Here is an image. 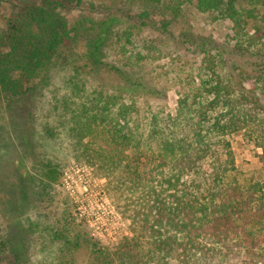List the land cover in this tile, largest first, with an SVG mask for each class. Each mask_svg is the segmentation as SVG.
<instances>
[{"label": "trees", "instance_id": "16d2710c", "mask_svg": "<svg viewBox=\"0 0 264 264\" xmlns=\"http://www.w3.org/2000/svg\"><path fill=\"white\" fill-rule=\"evenodd\" d=\"M171 1L173 19L184 4H193L201 13L220 12L233 21L238 34L245 32L238 47L251 52L252 68L231 64L226 46L185 32L182 43L202 58L200 83L181 97L171 120L181 123L180 130L162 127L155 118L152 131L140 133L131 127L134 106L113 95L92 107L98 109L94 115L83 107L72 128L79 151L107 179L135 235L114 249L94 245L93 255L100 264H264V0H246L251 8L245 11L237 8L241 0ZM160 2L0 0L10 11L0 18V108L20 105L59 62L85 61L93 71L115 75L125 86L122 92L160 96L145 77L107 60L111 45L124 50L140 31L155 28L152 9ZM164 29L160 35L171 36ZM237 133L261 151L260 179L246 184L233 176L237 166L229 137ZM35 170L47 185L61 176L51 162ZM26 200L20 192L16 212ZM0 264H20L1 234Z\"/></svg>", "mask_w": 264, "mask_h": 264}, {"label": "rangeland", "instance_id": "374dc122", "mask_svg": "<svg viewBox=\"0 0 264 264\" xmlns=\"http://www.w3.org/2000/svg\"><path fill=\"white\" fill-rule=\"evenodd\" d=\"M153 6L155 28L140 31L124 50L111 45L107 60L145 77L160 96L122 92L125 86L115 75L93 71L85 61L72 65L59 62L51 68L49 78L20 105L0 108V234L10 240L20 264H100L93 255L94 245L97 249H114L122 240L135 236L130 219L109 194L107 179L79 151L72 128L83 107L94 115L98 109L92 107L97 108L98 101L102 107L105 97L113 95L116 102L134 106L131 127L139 128L140 133L148 135L155 118L162 127L170 125L180 130L181 123L171 120L178 114L181 97L192 95L194 83H200L202 58L195 47L182 43L181 34L185 32L226 46L231 64L252 68L251 52L238 47L245 41V32L238 34L235 23L222 13H201L193 4H184L181 14L173 19L172 8H167L172 6L171 0ZM237 8L245 11L251 6L241 0ZM136 9L134 6L135 11L140 10ZM9 12L0 5V18ZM164 27L172 37L160 35ZM245 31L250 33V27ZM74 65L81 70L76 71ZM229 140L237 166L233 176L242 184L260 179L262 165L257 155L261 151L244 133L234 134ZM42 162L57 167L61 174L58 183L47 185L40 180L35 169ZM23 177L25 185L20 186ZM20 192L28 200L21 202L16 212L13 205Z\"/></svg>", "mask_w": 264, "mask_h": 264}]
</instances>
